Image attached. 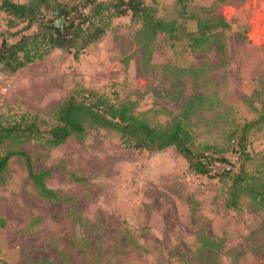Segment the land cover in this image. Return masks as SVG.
<instances>
[{"label": "rangeland", "instance_id": "rangeland-1", "mask_svg": "<svg viewBox=\"0 0 264 264\" xmlns=\"http://www.w3.org/2000/svg\"><path fill=\"white\" fill-rule=\"evenodd\" d=\"M143 1L174 22L172 32L152 36L127 12L77 57L56 48L15 72L0 65V114L28 112L47 126L61 103L92 89L132 102L151 126L180 119L208 158L234 160L240 150L235 169L264 185V0ZM7 21L0 12V41H16L23 24ZM187 32L203 39L195 46ZM8 149L27 153L56 196L42 195L22 156L9 159L0 264H264V204L235 189L232 170L197 174L173 146L124 147L115 130L92 124L55 147L0 146Z\"/></svg>", "mask_w": 264, "mask_h": 264}, {"label": "trees", "instance_id": "trees-1", "mask_svg": "<svg viewBox=\"0 0 264 264\" xmlns=\"http://www.w3.org/2000/svg\"><path fill=\"white\" fill-rule=\"evenodd\" d=\"M0 12L8 17L10 28L23 24L22 28L12 32L15 36L19 35L16 41H0L1 70L7 72H15L28 63L42 60L56 48L72 52L77 57L88 45L104 35L113 18L127 12L131 13L133 21L140 22L142 28L150 31L152 36L159 30L169 28L168 31L172 32L174 29V22L164 23L154 18L143 0H79L71 6L54 0H29L25 3L0 0ZM219 22L227 27L224 20L219 19ZM32 27L35 29L26 33ZM202 35L203 32H187L183 37L192 40L196 46L203 39ZM81 92L80 97L72 96L61 103L53 114L52 124L47 126L45 120L39 122L36 116L28 112L11 118L0 114V146L5 142L35 140L55 147L69 136L82 138L86 126L92 124L115 130L124 147L156 152L173 146L185 158L189 169L197 174H207L213 163L227 161L223 157L220 160L208 158L196 151L193 135L180 119H174L166 126H151L135 113L132 102L117 103L92 89H83ZM252 124L247 123L245 130H249ZM14 155L24 158L29 176L42 195L55 197L56 193L44 185L42 175L33 172L30 157L23 151H0V180L9 159ZM232 171L217 173H234L232 183L235 189L240 187L248 191L264 204V185L252 176H249L251 180L248 181L243 166ZM232 205H235V201Z\"/></svg>", "mask_w": 264, "mask_h": 264}, {"label": "built area", "instance_id": "built-area-1", "mask_svg": "<svg viewBox=\"0 0 264 264\" xmlns=\"http://www.w3.org/2000/svg\"><path fill=\"white\" fill-rule=\"evenodd\" d=\"M240 156L239 150L236 149L234 160H228L227 161H217L213 163L210 168L213 171V173L220 172L221 171H231L235 169V166L237 164V160Z\"/></svg>", "mask_w": 264, "mask_h": 264}]
</instances>
